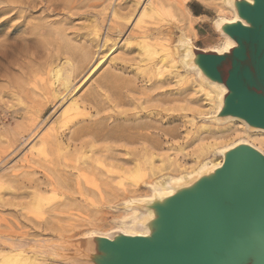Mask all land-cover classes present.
Wrapping results in <instances>:
<instances>
[{
  "label": "rangeland",
  "instance_id": "obj_1",
  "mask_svg": "<svg viewBox=\"0 0 264 264\" xmlns=\"http://www.w3.org/2000/svg\"><path fill=\"white\" fill-rule=\"evenodd\" d=\"M232 17L222 0H0V264H121L102 237H113L124 219L132 224L123 217L133 211L147 213L140 201L153 192L150 184L184 167L223 163L215 149L250 141L200 90L209 79L165 59L167 51L183 59L181 40L199 52L217 49L222 37L214 23ZM86 52L92 63L81 68ZM67 57L81 70L64 89L56 72ZM75 100L85 116L61 130ZM141 126L145 146L169 154L171 163L156 157L157 165L138 167L130 161L144 145L108 138ZM58 131L66 139L81 132L87 143L75 148L65 139L69 159L59 144L41 151L42 140Z\"/></svg>",
  "mask_w": 264,
  "mask_h": 264
},
{
  "label": "water",
  "instance_id": "obj_2",
  "mask_svg": "<svg viewBox=\"0 0 264 264\" xmlns=\"http://www.w3.org/2000/svg\"><path fill=\"white\" fill-rule=\"evenodd\" d=\"M253 29L237 34L242 52L217 57L213 70L237 91L234 112L264 126V9L249 12ZM180 219L179 237L160 244L111 243L121 264H264V158L244 151L228 163ZM132 261L131 262V259Z\"/></svg>",
  "mask_w": 264,
  "mask_h": 264
},
{
  "label": "bare ground",
  "instance_id": "obj_3",
  "mask_svg": "<svg viewBox=\"0 0 264 264\" xmlns=\"http://www.w3.org/2000/svg\"><path fill=\"white\" fill-rule=\"evenodd\" d=\"M258 7L264 9V0H222V11L232 15L234 17V20H231V18H221L215 21L214 27L218 31L219 35L222 37V43L220 47H218L217 49H213V48L202 49L201 52H199V49L195 47L193 44L186 43L185 41L181 40L180 41L181 45L185 47V53H184L185 56L181 61L176 59L175 55L172 54L171 51H167L165 53V57H166L165 59H167L166 61L168 62V64L172 65V66L168 65L169 67L171 66L172 68L176 64H180L181 67L187 65L195 69L193 72L194 75L200 74L204 78L210 80L208 84L202 82L199 83L200 90L206 94L210 102L214 105V108L219 106L221 107V109L224 110V114H226V119L228 120V122L238 123L243 127V133L248 134L247 136L250 138L249 139L250 141H244L239 139L234 141L231 140L230 143H228L227 140L226 142L228 144H224V145L222 143H221L222 145L215 143V145L222 146L215 150H218V152L221 153V157L223 158V163L221 161H218L217 159L212 162H207V163L202 162L203 164L198 165L197 168H194L192 170L191 168L190 169L188 167L183 168L181 166L186 171L181 172L177 176L175 175L176 177L165 176L161 178L157 182V184L156 183L150 184V186L153 188V192L148 198H145L140 201L141 203L147 204V213L140 216L138 214V210L133 211L127 217H123V219L131 218L132 224L128 225L124 221L125 220L124 219L122 222H120L118 226V230L115 232V235L113 237H102V239L122 245H125L127 242L128 244L127 248L129 253H130V249H129L130 245L136 241L149 242L152 244H160L173 240L179 237L181 234L182 227L179 222L181 217L190 214L192 212L193 209L192 207L194 205V202L202 194L207 192L209 188H213L221 184L223 179V174L229 162H231L238 154L244 151L253 152L264 158V126L257 123H253L248 117L234 112V107L239 103L237 91L231 86V81L228 78L216 74L213 70V64L215 58L234 57L237 56L238 53L242 52V45L238 41L237 34L242 30L254 28V24L250 20L249 12ZM78 58H80V56ZM92 58L93 57L91 52H86L83 55L82 60L81 61L78 60V62L82 63V67L81 66L80 67L81 68L87 67L88 63L92 61ZM63 65L62 67H60L59 70L55 69L58 70L56 72L57 74L56 81L60 83V85L64 89H68L70 86L72 87L71 84L72 78L75 79L74 76L75 73H77L78 69L81 70V68L80 67L76 68V65L71 62L70 57H67L66 63ZM98 65L95 64L92 67L93 69L92 73L97 70V68L99 67ZM154 69L157 72H160L162 68L158 64L154 66ZM63 70L65 73H63ZM188 75H179L180 77L178 78L184 80L187 79ZM190 77L192 76L190 75ZM190 77L188 76V79ZM73 88H75V86ZM56 93L57 92H55V94ZM71 93H74V91H72ZM80 105L82 104H80L77 100H75L72 102L69 108H66L63 111L61 118L62 119L61 128H60L61 130L65 127L67 128V125H72L74 122L80 121L79 119L84 118L85 115L83 113H80L81 112ZM90 106L88 108H90ZM84 109L87 108L85 107ZM96 112L98 115L99 111ZM130 122L133 121H131L130 119ZM246 128H250L253 131L248 133ZM137 129L141 131H137L136 133L127 137L120 132L118 133L116 132V133H109L108 138L111 139V141L125 139L128 141H132L133 143L141 144L142 146L143 145L147 146L148 134L146 133L148 131L144 132V130L147 128L141 126L139 128L137 127ZM59 133L54 132L51 135H48V137L44 138L41 144V151L46 152L51 147H53L54 144L55 145L59 144L60 151L61 150L66 151V153L64 152L65 154H63L64 158L69 159L71 156L74 155V154H69L73 152L72 150L70 151V149H68L69 146L70 147L75 146L76 148L77 144L79 143L81 144V147H83L87 143L86 141L81 139L80 137L81 132L75 133L74 136L67 137V139L65 135L63 136L62 133H60L59 135ZM99 133L100 132H95L93 135L95 134L99 135ZM251 133L256 134L257 135L256 137L258 139H255L253 134ZM65 139L68 142L67 144L69 146H65L64 144ZM146 146H145V151L143 153L136 154L130 162H134L135 165L140 167L141 165L147 163L149 164L153 163L152 166L157 165L156 157L159 160L160 164L162 165L165 164L166 162L171 163L173 161V158L169 154L157 156L158 154L156 155V153H154V149H151L150 146L149 149ZM107 253L109 252H103L104 255ZM20 254H22V252H20L19 255ZM130 257H131V253H130ZM130 259L131 262H133L132 258ZM22 262L24 264H41L38 262L36 263L28 258L24 259ZM114 263L115 261L113 260L107 262L106 264H114Z\"/></svg>",
  "mask_w": 264,
  "mask_h": 264
},
{
  "label": "crops",
  "instance_id": "obj_4",
  "mask_svg": "<svg viewBox=\"0 0 264 264\" xmlns=\"http://www.w3.org/2000/svg\"><path fill=\"white\" fill-rule=\"evenodd\" d=\"M198 15H201V13H198ZM196 31V30H195ZM197 35V34H196Z\"/></svg>",
  "mask_w": 264,
  "mask_h": 264
}]
</instances>
